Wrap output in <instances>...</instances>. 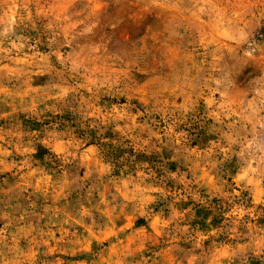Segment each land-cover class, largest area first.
I'll list each match as a JSON object with an SVG mask.
<instances>
[{"label": "clouds", "instance_id": "obj_1", "mask_svg": "<svg viewBox=\"0 0 264 264\" xmlns=\"http://www.w3.org/2000/svg\"><path fill=\"white\" fill-rule=\"evenodd\" d=\"M0 264H264V0H0Z\"/></svg>", "mask_w": 264, "mask_h": 264}]
</instances>
